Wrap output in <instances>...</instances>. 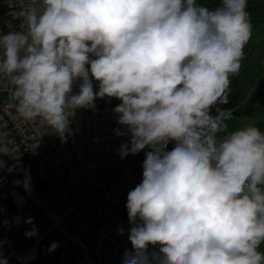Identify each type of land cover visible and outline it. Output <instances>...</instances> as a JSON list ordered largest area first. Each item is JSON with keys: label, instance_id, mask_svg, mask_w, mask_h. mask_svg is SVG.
I'll use <instances>...</instances> for the list:
<instances>
[{"label": "clouds", "instance_id": "9594fccd", "mask_svg": "<svg viewBox=\"0 0 264 264\" xmlns=\"http://www.w3.org/2000/svg\"><path fill=\"white\" fill-rule=\"evenodd\" d=\"M247 4L29 0L24 30L0 34L16 113L62 143L79 110L119 101L113 131L127 139L117 154L145 156L127 194L121 264H264V131H228L233 113L217 107L252 35ZM15 183L29 190V173Z\"/></svg>", "mask_w": 264, "mask_h": 264}, {"label": "built area", "instance_id": "2783aa9c", "mask_svg": "<svg viewBox=\"0 0 264 264\" xmlns=\"http://www.w3.org/2000/svg\"><path fill=\"white\" fill-rule=\"evenodd\" d=\"M28 3L0 0V34L24 30L21 12ZM118 103L98 99L95 111L79 110L73 135L62 143L38 120L18 116L11 85L0 79V145L8 150L0 154V255L7 264H121L131 247L127 194L142 180L145 156L117 154L127 139L114 135L119 125L112 108ZM32 166L48 185L47 195L32 183ZM25 171L27 191L15 183ZM33 228L37 235L27 237ZM53 242L59 246L50 252Z\"/></svg>", "mask_w": 264, "mask_h": 264}, {"label": "rangeland", "instance_id": "374dc122", "mask_svg": "<svg viewBox=\"0 0 264 264\" xmlns=\"http://www.w3.org/2000/svg\"><path fill=\"white\" fill-rule=\"evenodd\" d=\"M198 3L214 8L218 6L219 0H199ZM247 11L249 13L252 25V35L250 41L244 49L245 57L242 61V68L238 75L231 78L229 102L226 105H217V107L231 109L232 119L227 121L228 131H234L247 125H254V122H260L258 126L264 131V117L258 112H264V97H257L256 94L264 91V0H248ZM255 100V109L250 114L237 115L250 105L253 97ZM257 116H254V114ZM32 183L42 193L47 195L50 190L35 172L32 166ZM85 240L92 242V236L86 235ZM264 250V244L261 245ZM106 264H111L107 261Z\"/></svg>", "mask_w": 264, "mask_h": 264}, {"label": "trees", "instance_id": "16d2710c", "mask_svg": "<svg viewBox=\"0 0 264 264\" xmlns=\"http://www.w3.org/2000/svg\"><path fill=\"white\" fill-rule=\"evenodd\" d=\"M257 97H264V91H260L256 94ZM253 97L252 100H251V103L250 105H248L246 107L245 110L243 111H240V112H236L237 115H240V114H250L254 109H255V100H257V97Z\"/></svg>", "mask_w": 264, "mask_h": 264}, {"label": "crops", "instance_id": "0c3cea01", "mask_svg": "<svg viewBox=\"0 0 264 264\" xmlns=\"http://www.w3.org/2000/svg\"><path fill=\"white\" fill-rule=\"evenodd\" d=\"M258 114H260L262 117H264V112H258ZM254 116H257V114L255 113ZM260 122H254L253 124L256 126H260L259 124Z\"/></svg>", "mask_w": 264, "mask_h": 264}]
</instances>
